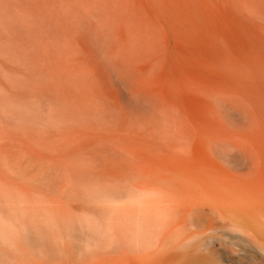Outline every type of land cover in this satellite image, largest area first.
<instances>
[{
    "label": "rangeland",
    "instance_id": "374dc122",
    "mask_svg": "<svg viewBox=\"0 0 264 264\" xmlns=\"http://www.w3.org/2000/svg\"><path fill=\"white\" fill-rule=\"evenodd\" d=\"M0 236L264 264V0H0Z\"/></svg>",
    "mask_w": 264,
    "mask_h": 264
},
{
    "label": "bare ground",
    "instance_id": "6f19581e",
    "mask_svg": "<svg viewBox=\"0 0 264 264\" xmlns=\"http://www.w3.org/2000/svg\"><path fill=\"white\" fill-rule=\"evenodd\" d=\"M29 241H31V238ZM24 242L26 243L27 240H25ZM30 245L28 246L26 244L25 245L23 244L21 246H16V245L10 244V245L5 246L2 250H0V252H2V254H0L2 255V259L0 263L1 264L2 263L3 264H33Z\"/></svg>",
    "mask_w": 264,
    "mask_h": 264
}]
</instances>
